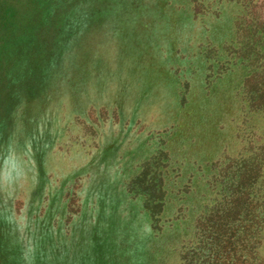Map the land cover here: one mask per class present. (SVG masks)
<instances>
[{
  "label": "rangeland",
  "instance_id": "obj_1",
  "mask_svg": "<svg viewBox=\"0 0 264 264\" xmlns=\"http://www.w3.org/2000/svg\"><path fill=\"white\" fill-rule=\"evenodd\" d=\"M0 264H264V0H0Z\"/></svg>",
  "mask_w": 264,
  "mask_h": 264
}]
</instances>
